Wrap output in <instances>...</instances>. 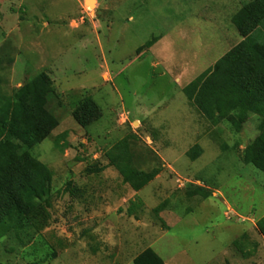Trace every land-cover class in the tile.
<instances>
[{
    "label": "rangeland",
    "instance_id": "374dc122",
    "mask_svg": "<svg viewBox=\"0 0 264 264\" xmlns=\"http://www.w3.org/2000/svg\"><path fill=\"white\" fill-rule=\"evenodd\" d=\"M251 1L0 0V102L45 73L58 122L32 150L50 173L46 218L3 235L0 264H133L146 250L264 264V174L243 161L260 120L214 124L183 93L241 39L231 19ZM153 39L172 69L157 49L137 54ZM85 100L99 116L81 127ZM123 146L132 169L158 170L138 192L110 163Z\"/></svg>",
    "mask_w": 264,
    "mask_h": 264
},
{
    "label": "trees",
    "instance_id": "16d2710c",
    "mask_svg": "<svg viewBox=\"0 0 264 264\" xmlns=\"http://www.w3.org/2000/svg\"><path fill=\"white\" fill-rule=\"evenodd\" d=\"M231 23L241 42L188 84L183 93L214 124L224 119L233 122L230 116L236 112L240 119L257 117L259 135L244 150L243 161L264 174V0L244 4ZM156 41L146 42L137 54ZM54 96L49 77L40 73L0 102V238L10 230L19 232L43 224L46 218L50 173L32 150L58 125L48 106ZM98 112L90 100H85L72 117L79 126L86 127L98 118ZM126 147L117 155H109L110 163L123 182L138 192L157 176L158 170L142 173L132 169ZM200 152L195 146L189 157L194 160ZM258 229L264 238V217L258 221ZM133 264L163 262L152 250H146Z\"/></svg>",
    "mask_w": 264,
    "mask_h": 264
},
{
    "label": "crops",
    "instance_id": "0c3cea01",
    "mask_svg": "<svg viewBox=\"0 0 264 264\" xmlns=\"http://www.w3.org/2000/svg\"><path fill=\"white\" fill-rule=\"evenodd\" d=\"M240 36V35H239ZM241 38V37H240ZM241 40H242V38L240 39V40H238V43H240L241 42ZM237 43V44H238ZM160 44V39L159 40H157L150 48H149V51L151 52V54H155L156 52H155V49H157L158 50V55L159 56H161L160 58L163 60H166L164 63L166 64V66H168V68H173V63H172V59H171V56H170V54H168L167 52H164V49H163V44H162V46H160L159 45ZM236 44V45H237ZM160 46V47H157V46ZM235 45V46H236ZM162 47V48H161ZM234 47V46H233ZM159 48V49H158ZM232 49V48H231ZM230 49V50H231ZM229 50V51H230ZM228 51V52H229ZM227 53V52H226ZM225 53V54H226ZM224 54V55H225ZM223 55V56H224ZM222 56V57H223ZM221 57V58H222ZM168 60H169V62H168ZM218 61V60H217ZM209 67V66H208ZM210 68V67H209ZM177 74V76L175 77V82L176 83H179V84H181L182 82H183V80H186V78H187V72L186 71H184V70H182L181 72H177L176 73ZM191 83V82H190ZM190 83H187V84H185L186 86L188 85V84H190Z\"/></svg>",
    "mask_w": 264,
    "mask_h": 264
}]
</instances>
